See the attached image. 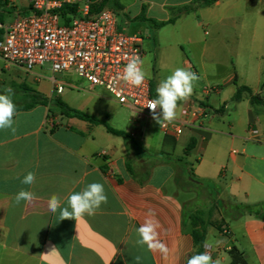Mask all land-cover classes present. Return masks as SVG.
I'll list each match as a JSON object with an SVG mask.
<instances>
[{
	"label": "crops",
	"instance_id": "1",
	"mask_svg": "<svg viewBox=\"0 0 264 264\" xmlns=\"http://www.w3.org/2000/svg\"><path fill=\"white\" fill-rule=\"evenodd\" d=\"M191 1L111 4L127 23L149 27L143 30L148 42L143 40L142 60L154 98L158 84L175 69L198 75L190 98L179 102L177 119L190 120L184 107L193 100L208 111L200 128L165 137L153 118L133 125L132 114L121 107L127 111L126 129L111 128L131 136L137 150H143L141 159L132 145L107 133L103 125L61 114L51 119L49 105L17 111L15 132L0 131V264H187L195 252L191 226L173 193L174 177L184 169L176 161H164L166 155L183 160L197 179L216 186L219 217L213 224L223 222L225 231L206 228L205 241L217 250L213 260L229 264L228 252L234 247L247 264H264V220L249 215L231 220L224 213L233 203H264V0H217L161 28L138 20L143 16L166 23L171 9ZM28 13V0H0L2 33L16 16ZM26 75L25 82L38 86L36 71ZM82 83L81 90L96 97L105 93L110 99L103 90L88 91ZM240 87L249 93L235 101ZM52 90L51 85L49 93H38L53 100ZM252 97L256 99L251 101ZM94 118L106 124L108 113ZM29 171L36 175L31 186L21 183ZM93 182L103 184L108 197L94 216L59 221L49 211L51 195L67 206L70 193ZM22 188L38 199L17 205L14 197ZM149 209L160 222V239L170 250L167 257L136 244V229Z\"/></svg>",
	"mask_w": 264,
	"mask_h": 264
},
{
	"label": "built area",
	"instance_id": "2",
	"mask_svg": "<svg viewBox=\"0 0 264 264\" xmlns=\"http://www.w3.org/2000/svg\"><path fill=\"white\" fill-rule=\"evenodd\" d=\"M28 4V14L18 15L2 27L0 71L16 68L32 74L48 65L53 74L71 72L88 91L103 90L114 103L126 108L133 125L152 119L150 110L144 107L154 99L150 80L135 87L118 78L128 57L143 58L141 35L122 29L112 10H92V4L84 0H28ZM50 81L57 95L65 87L77 89L53 77ZM184 113L189 121L175 119L165 127L159 125L161 134L177 138L186 128H200L208 115L207 109L193 100L185 105ZM209 252L213 259L217 250L212 247Z\"/></svg>",
	"mask_w": 264,
	"mask_h": 264
},
{
	"label": "clouds",
	"instance_id": "3",
	"mask_svg": "<svg viewBox=\"0 0 264 264\" xmlns=\"http://www.w3.org/2000/svg\"><path fill=\"white\" fill-rule=\"evenodd\" d=\"M144 61L139 56H130L118 78L135 87L141 86L148 78V73L143 68ZM198 75L185 68L175 69L169 76L162 80L156 87V98L150 99L144 107H147L152 118L161 128L172 123L178 118L179 102L187 101L193 93L195 82L198 81ZM14 92L10 87H6L3 93H0V131L15 132V116L17 107L13 100ZM159 109V112L157 111ZM36 181L34 172L29 171L21 180L24 185L31 186ZM38 199L36 194L28 189L22 188L17 192L14 201L17 205L23 202H32ZM108 203V197L103 184L93 182L87 184L82 190L74 191L66 197V205L56 194L51 195L48 200V209L51 213L57 214L58 219H79L85 215L94 216L103 204ZM161 225L156 218L154 210L149 209L144 222L136 229L138 239L136 244L147 246L150 252H159L164 257L169 254V248L160 239ZM216 243H220L216 241ZM205 251L190 256L187 264H220L219 260H213L209 249L213 244L206 240L204 242ZM139 259V257H137Z\"/></svg>",
	"mask_w": 264,
	"mask_h": 264
},
{
	"label": "rangeland",
	"instance_id": "4",
	"mask_svg": "<svg viewBox=\"0 0 264 264\" xmlns=\"http://www.w3.org/2000/svg\"><path fill=\"white\" fill-rule=\"evenodd\" d=\"M84 2H90L91 9L100 11L102 9H110L114 12L118 25L122 26L127 30L129 34L140 33L145 44H147V32L149 31L148 25L144 23H127V20H124L123 16L111 4L112 0H84ZM103 3V5H102ZM152 40V32L149 36ZM144 44V46H145ZM39 75L38 86H33L25 80L28 78V75L21 71H16L14 68H8L0 71V93H3V90L6 87L13 89L16 104H26L28 102L25 97V88L34 90L40 93H49L51 91V81L53 77L57 81L66 83L67 85L75 86L77 89L65 87L62 94L57 95L54 90H52L53 100L58 99L61 102L65 103L70 108L83 112L87 115H92L99 119H102V116L105 112L108 113V120H103L106 124L114 129L124 130L125 128V113L127 112L124 109H121L120 106L112 102L105 93L99 94V97L89 94L86 91L81 90L82 86L81 80H79L73 73H61L53 74L48 65L35 70ZM45 85L46 89L43 87ZM98 96V95H97ZM91 98V100H90ZM49 110L51 112V119L59 116V110L49 104ZM130 145L133 146V151L135 156L138 158L140 156L143 159V150L139 148L137 143L132 142ZM154 162L149 163L146 166L148 170ZM187 176L184 172L180 171L174 177L173 181V193L180 199L181 204L184 209V217L187 223L192 226L207 228L209 226H214L219 233H224L225 228L223 222L218 221L213 224V219L218 218L216 206V198L212 194L211 190L205 185L201 184H192L188 183Z\"/></svg>",
	"mask_w": 264,
	"mask_h": 264
},
{
	"label": "trees",
	"instance_id": "5",
	"mask_svg": "<svg viewBox=\"0 0 264 264\" xmlns=\"http://www.w3.org/2000/svg\"><path fill=\"white\" fill-rule=\"evenodd\" d=\"M216 1L217 0H193L189 4L183 5L181 7L173 8L170 10L171 16L166 23H157L153 20H147L143 16L139 17L138 20L145 21V22L153 25L154 28H161V27L165 26L166 24L173 23L182 14L194 13L198 9L206 8V7L213 5ZM102 5H103V3H102ZM67 9L68 8H65L64 11H66ZM67 21H69V20L67 19ZM0 23H2L1 20H0ZM1 37H2V31L0 30V38ZM25 90H26V92L24 95L28 100V102L26 104H18L17 105L15 100L13 99L15 104H16L17 111L29 110L37 104H41L43 106H48L50 103H52V105L54 107H56L59 110V113L65 118H77L79 120L89 122V123H92L95 125H103L105 127L107 133H109L110 135L115 136V137H121V138L125 139V141L129 145H130V143L133 142L131 136L128 133L118 131V130H114L111 127H109L108 125H106L105 123L101 122L100 120H98L92 116H89L83 112H80V111H77V110L70 108L69 106H67L65 103L61 102L58 99L47 100L43 95H41L38 92H35V91L27 89V88H25ZM243 92L249 93V90L245 87L238 88L237 92L234 96V100L238 101L241 98V94ZM255 99L256 98L252 97L251 101H254ZM186 152H188V148H187ZM165 159L166 160H164V161L172 160V161H176L182 165L184 172L187 176L188 183H192V184H196V185L197 184L205 185L206 187H208L211 190L213 195H214V193H216L215 184L211 183V182H203V181L197 179L188 170V167L183 160L170 158L168 155H166ZM127 169L132 174V171L130 170V168L127 167ZM221 208L224 210V207L221 206ZM224 213L231 220H235V219L242 217L244 215H249V216H252V217L259 219V220H264V203H259V204H254V205H247V204H242V203H233L232 205H230L227 208V210L224 211ZM191 236L193 239V245H194V249H195L194 255L198 254V253H202L203 252V245H204L205 238H206V229L192 225L191 226ZM228 255L230 257V263L229 264H247L245 262L243 256H242V254L234 247H231L229 249Z\"/></svg>",
	"mask_w": 264,
	"mask_h": 264
}]
</instances>
